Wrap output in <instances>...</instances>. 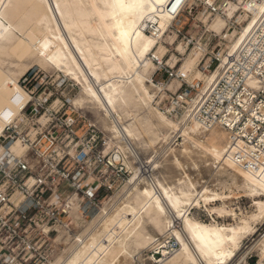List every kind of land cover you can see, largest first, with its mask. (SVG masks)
Wrapping results in <instances>:
<instances>
[{
	"label": "bare ground",
	"instance_id": "1",
	"mask_svg": "<svg viewBox=\"0 0 264 264\" xmlns=\"http://www.w3.org/2000/svg\"><path fill=\"white\" fill-rule=\"evenodd\" d=\"M171 2L0 0L1 121H4L2 116L7 117L15 109L13 94L18 85L11 68L18 62L15 57L34 56L41 65L54 66L65 77L76 80L80 94L71 102L79 107L91 105L106 115L116 137L136 158L133 140H140L143 133L150 136L149 142L145 143L152 147L178 136L189 144L171 151L176 150L171 162L179 169L177 185L170 184L168 178L171 176L165 173L162 178L152 177L149 186L140 187L145 177L141 164L129 179L124 198L109 209L106 207L98 219L91 221L95 223L85 229L83 237H78L70 253L53 264H123L127 256L144 264L141 251L133 255L131 246L134 250L151 248L152 264H246L253 252L260 256L254 264H264V233L251 244H244L246 239L259 233L258 225L264 222V156L260 162L238 157L231 149L229 130L217 126L224 132L214 133L212 130L217 127L205 128L196 120H188L186 113L172 117L154 105L159 89L153 78L159 67L156 59L175 68L189 81L204 79L208 83L215 75L213 71L204 74L197 67L198 57L192 52L180 68L176 64L180 57L174 54L173 58L177 60L174 65L169 64L170 60L163 61V55L168 51L165 36L168 33L175 35V30L170 32L176 25L175 13L169 8ZM236 10L237 6L231 5L228 16H205V24L215 30L207 23L221 16L227 19V26ZM251 25L249 20L239 32H234L230 46H236ZM182 47L180 41L178 50ZM5 65L8 66L6 71ZM167 87L176 91L180 80L170 78ZM139 107L144 110L137 112ZM19 116L26 117L25 114L13 117L4 125L0 136ZM209 130L211 134L207 138L204 132ZM119 148L123 149L122 146ZM25 150L20 140L12 142L10 152L15 156L23 155ZM166 152L165 149L163 153ZM4 153L0 146L1 158ZM117 159H120L119 154L116 155L119 162ZM204 168L210 170L214 184L212 187L204 184L200 192H196L197 180L186 181L187 171L200 174ZM215 187L222 191L214 190ZM224 189H229L230 193H224ZM236 190L243 191L241 196L252 201L255 207L252 212L240 217L226 202L221 208L209 205L210 201L234 198L232 194ZM202 202L205 212L220 216L228 214L232 222L220 224L213 214L211 222L191 216L192 207H199ZM78 214L77 206L71 202V217ZM145 216L162 238H155L144 230L141 222ZM60 230L61 236L64 235V229ZM155 251L162 254L159 260L152 254Z\"/></svg>",
	"mask_w": 264,
	"mask_h": 264
},
{
	"label": "built area",
	"instance_id": "2",
	"mask_svg": "<svg viewBox=\"0 0 264 264\" xmlns=\"http://www.w3.org/2000/svg\"><path fill=\"white\" fill-rule=\"evenodd\" d=\"M189 2L172 0L169 8L176 25L170 32L175 30L185 50L198 57L197 67L204 74L215 75L208 83L189 81L156 59L159 67L153 78L159 89L154 105L172 117L186 113L188 120L205 128L229 130L236 155L260 162L264 156V0ZM232 4L237 6L236 15L223 32L210 30L204 17L228 16ZM249 20L252 25L236 46H230L234 32ZM170 78L180 80L176 91L167 87ZM44 94L32 95L24 109L25 120L8 125L0 136L5 151L0 157V264H53L63 242L58 240L59 229L70 231L72 240L79 233L71 217V195H77L83 214H91L98 208L104 169H117L119 150L105 154L111 140L93 109L77 108L66 100L48 103ZM15 140L26 147L21 156L10 152ZM154 172L146 161L142 173L151 179ZM152 254L158 260L162 255Z\"/></svg>",
	"mask_w": 264,
	"mask_h": 264
},
{
	"label": "rangeland",
	"instance_id": "3",
	"mask_svg": "<svg viewBox=\"0 0 264 264\" xmlns=\"http://www.w3.org/2000/svg\"><path fill=\"white\" fill-rule=\"evenodd\" d=\"M233 5V4H232ZM224 21V24H221V22ZM227 19L223 18L221 16H218L215 20L207 23V25L211 29H215L216 31L220 32L222 29L226 26ZM165 46L167 47V52L163 55V61L167 62L169 61L170 65H174L177 60L175 57L173 58V54L175 56L180 57V64L176 63L178 65V68H180L183 60L191 53L189 51H186L184 48V45L182 49L178 50V44L180 42V39L177 38V36L168 33L167 36H165L164 39ZM172 57V59H170ZM14 58V56H12ZM16 61L18 62L15 64H12L11 68L13 73H15V77L17 78V85L18 90L13 94L14 102H15V109L13 110L12 114L7 115V117L2 116V119L4 121L0 120V133L2 131V128L6 123H8L13 117L25 114L24 109L28 105V103L31 100L32 95L38 96L39 94L45 93L43 96L49 98V102L52 101L57 103H60L62 101H69L72 105L74 103L71 102V99L75 98L80 94V85H78L76 80H73L69 77H65L62 72H60L57 68H54V66L51 65H41L39 62L35 61L34 56L25 57L23 55L16 56ZM10 68V67H9ZM10 68V69H11ZM4 70H8V66H4ZM193 74V73H192ZM33 92L31 95L29 92ZM15 95V96H14ZM0 92V99L1 97ZM16 97V98H15ZM77 108H91L93 110V113L97 115V118L101 120L104 130V135L108 139L111 140L109 148L105 150V154H111L113 155L116 153V149L119 150L120 159H117L119 162L116 163L117 169L113 168H105L103 172V178L101 181L103 182L102 185H99V191L97 195V206L98 208L95 209L91 214H88L87 216L83 214L80 211V205L78 201V197L76 194L71 195V202L75 204L78 208V215L73 216V222L75 224L74 228L76 232H79L77 234V240H72L73 234L62 227L64 230V235L61 236V233L58 235V240L63 241L58 244L57 248V257L53 262H56L59 259L65 258L73 248V246L78 242V237H83L85 234V229L91 228L94 223L91 222L95 218L98 219L97 216H101L103 211L109 209L115 202L121 201L122 198H124V192L128 187V181L134 174L135 168L141 167V164H145L146 161L151 162L152 166L155 168L154 176L153 178H162L163 174H169L171 177L168 178V181L172 185H177L179 183L176 174L179 170L177 167H175L172 164V160L174 158V155L176 153V150L172 151V148L182 149L185 145H189L186 140H184L183 137H177L173 138L171 137L166 142H163L162 144L158 145L157 147L149 146L145 142H149L150 136L148 134H144L139 140L138 138L133 139V145L137 152V158L127 149L126 145L121 142L117 137L116 133L112 130V127L110 126L111 122L107 118L106 115H102V112L99 111L96 107L84 105H74ZM143 107H139L137 112L143 111ZM117 115L121 116V114L118 112ZM25 119L22 116H19L16 121L22 122ZM214 133H221L224 132V129L222 128H214L212 130ZM207 134V138L210 137L211 130L204 132ZM227 133V132H226ZM141 141V142H140ZM143 141V142H142ZM137 143V145L135 144ZM120 146L123 147V149L119 148ZM118 147V148H117ZM171 147L170 149H168ZM167 150L166 153H163L164 150ZM118 153V152H117ZM142 172V167H141ZM189 176L186 178V181L197 180L196 184V192H200L204 184H207L208 186L212 187V184H214L210 170L207 168H204L201 170L200 174H197L198 172L192 170L187 171ZM197 175V176H196ZM189 179V180H188ZM212 179V180H211ZM212 181V182H210ZM151 183L149 177H144L140 182V187L143 186H149ZM107 184V185H105ZM111 185L112 189H110L108 186ZM214 190L216 191H222V189L215 187ZM224 193H230L229 189H224ZM242 192V193H241ZM239 194V198L238 197ZM243 191L236 190L232 195L234 198L222 201V200H214L210 201L209 205L221 208V206L226 202V205L230 210H235L238 215L241 217L243 214H247L252 212L255 207L252 205V201L250 199H246L242 197ZM131 197H133V193L130 194ZM122 197V198H121ZM121 198V199H120ZM119 199V200H118ZM107 207V209H106ZM219 212V211H218ZM222 212V211H220ZM212 214L213 213H207L205 212V205L202 202L201 206L199 207H192V210H190V215L198 218L200 220H203L205 222H211L212 221ZM213 217L220 223V224H228L232 222V218L228 214L223 215H216L213 214ZM90 223V224H89ZM142 227L146 232L151 233L155 238H162L160 233L157 230L152 229L150 223L147 221V216H145V219L142 220ZM259 233H257L252 239L248 238L244 241L245 245L251 244V242L254 239H257L261 234L264 233V222L262 224L258 225ZM60 230V229H59ZM61 232V230H60ZM81 235V236H80ZM172 242H176L175 239H172ZM134 246H131V252L133 255H136L139 251H141L142 255V262L144 264H152L150 261L151 252L152 249L147 248H141V249H133ZM133 250V251H132ZM138 255V254H137ZM138 258V256L136 257ZM258 260H260V256L258 252H253L250 257L247 259L246 264H254L257 263ZM123 264H138L137 261L132 256H127L126 260L123 262Z\"/></svg>",
	"mask_w": 264,
	"mask_h": 264
}]
</instances>
